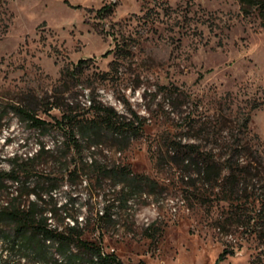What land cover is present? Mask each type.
Returning <instances> with one entry per match:
<instances>
[{"label": "rangeland", "instance_id": "obj_1", "mask_svg": "<svg viewBox=\"0 0 264 264\" xmlns=\"http://www.w3.org/2000/svg\"><path fill=\"white\" fill-rule=\"evenodd\" d=\"M109 3L113 12H101ZM114 34L131 37L132 54L112 70ZM67 68L75 75L65 76ZM100 104L131 114L143 129L129 141L104 133L76 146L58 121L92 117ZM20 109L50 127L32 126ZM171 139L224 154L233 146L234 166L249 171L240 184L244 209L255 215L264 198V26L256 6L0 0V170L22 163L19 180L6 176L0 185V206L42 193L52 223L78 219L84 238L125 264H263L256 237L230 216L218 186L202 200L198 165L170 150ZM105 167H127L156 184L135 185L125 204L124 183L101 173ZM48 177L58 180L54 199ZM194 181L198 188H189ZM106 208L111 219L99 218ZM225 247L236 253L219 260Z\"/></svg>", "mask_w": 264, "mask_h": 264}, {"label": "trees", "instance_id": "obj_2", "mask_svg": "<svg viewBox=\"0 0 264 264\" xmlns=\"http://www.w3.org/2000/svg\"><path fill=\"white\" fill-rule=\"evenodd\" d=\"M242 4L250 8L256 6L259 10L262 24L264 26V0H240ZM112 3L105 4L100 8L101 12H113ZM115 35L116 48L109 51L115 54L111 63V69L118 68L121 59L128 58L132 54L131 45L123 38V42ZM86 59H81L76 65L83 68ZM75 70V69H74ZM76 71V70H75ZM65 76L75 75L72 69L63 71ZM31 121L32 126L47 130L50 123L45 119L37 117L27 110L20 109ZM137 118L139 115L132 112ZM248 118L245 125H248ZM67 126L73 142L79 146L80 139L88 140L91 144L93 139L108 133L120 140H131L143 129L144 123L136 124L137 119L131 114L119 113L114 107L100 104L96 107L92 117L78 119L73 115H64L58 121ZM80 137H77V135ZM170 150L181 158L183 162L198 165L197 174L202 178L203 186L199 188L202 200L208 197V192L213 188L218 189L216 194L220 201L228 205V213L238 220V225L250 231L258 241V259L264 264V198L254 216L248 215L244 209V190L240 187L243 176L249 171L244 165V173L238 170L233 163L236 149L231 146L228 153L217 152L215 148L205 150L196 141H183V139H171ZM71 146V145H70ZM97 162V161H96ZM94 162V163H96ZM22 163H16L12 170H0V185L6 176L19 180L22 172ZM101 173L116 178V181L124 183L123 200L128 204L129 197L135 185L147 184L153 186L156 181L146 175L134 174L127 167L100 168ZM77 172L76 169L71 173ZM58 180L48 177L47 184L49 198L54 199L53 190ZM130 185V188H129ZM209 186V187H206ZM189 188H198L197 183L191 182ZM35 198L25 202L23 194L13 195L11 199L0 206V264H20L18 259H25L30 264H125L115 253L106 252L102 245L83 237L84 228L81 222L73 221L71 224L62 226L50 221L44 205L49 204L50 199H44L42 193L34 192ZM99 218L111 219L110 208L97 213ZM236 253L235 248L225 247L220 253L219 260H224ZM140 264V263H138Z\"/></svg>", "mask_w": 264, "mask_h": 264}]
</instances>
